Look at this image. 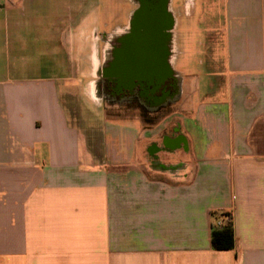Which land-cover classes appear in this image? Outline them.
Masks as SVG:
<instances>
[{"label": "crops", "instance_id": "0c3cea01", "mask_svg": "<svg viewBox=\"0 0 264 264\" xmlns=\"http://www.w3.org/2000/svg\"><path fill=\"white\" fill-rule=\"evenodd\" d=\"M121 5L0 0V264H264V0H165L149 123L95 94Z\"/></svg>", "mask_w": 264, "mask_h": 264}, {"label": "flooded vegetation", "instance_id": "af4514ba", "mask_svg": "<svg viewBox=\"0 0 264 264\" xmlns=\"http://www.w3.org/2000/svg\"><path fill=\"white\" fill-rule=\"evenodd\" d=\"M165 0H122L118 23L104 37L101 77L95 94L108 117H140L149 123L172 99L168 70Z\"/></svg>", "mask_w": 264, "mask_h": 264}, {"label": "trees", "instance_id": "16d2710c", "mask_svg": "<svg viewBox=\"0 0 264 264\" xmlns=\"http://www.w3.org/2000/svg\"><path fill=\"white\" fill-rule=\"evenodd\" d=\"M221 221L214 224L211 233V247L213 250H231L234 246V235L231 217L229 214H221Z\"/></svg>", "mask_w": 264, "mask_h": 264}, {"label": "rangeland", "instance_id": "374dc122", "mask_svg": "<svg viewBox=\"0 0 264 264\" xmlns=\"http://www.w3.org/2000/svg\"><path fill=\"white\" fill-rule=\"evenodd\" d=\"M185 59H186L185 61H189V62L192 63L193 66H196L197 63L200 62V60L202 59V57L197 56V55H194V56H188V57L185 58ZM180 62H182V61H180ZM179 66H180V64H179ZM179 66H178V67H179ZM73 109L75 110V108H73Z\"/></svg>", "mask_w": 264, "mask_h": 264}, {"label": "built area", "instance_id": "2783aa9c", "mask_svg": "<svg viewBox=\"0 0 264 264\" xmlns=\"http://www.w3.org/2000/svg\"><path fill=\"white\" fill-rule=\"evenodd\" d=\"M218 225H219V223H218Z\"/></svg>", "mask_w": 264, "mask_h": 264}]
</instances>
